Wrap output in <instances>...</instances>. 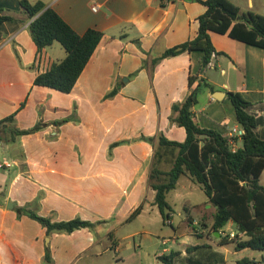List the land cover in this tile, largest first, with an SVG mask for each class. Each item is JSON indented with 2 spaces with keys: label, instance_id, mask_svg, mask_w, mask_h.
Masks as SVG:
<instances>
[{
  "label": "crops",
  "instance_id": "0c3cea01",
  "mask_svg": "<svg viewBox=\"0 0 264 264\" xmlns=\"http://www.w3.org/2000/svg\"><path fill=\"white\" fill-rule=\"evenodd\" d=\"M41 1L78 35L89 29L104 35L71 93L34 86L36 76L63 60L66 51L55 47L56 42L38 53L29 33L31 20L20 0H0L3 13L15 19L0 23V120L26 101L15 121L8 124V137L14 128L28 129L18 121H26L29 115L36 116L33 126L42 123L36 133L16 136L14 142L0 141V148L14 163L12 168L0 169V194L6 192V200H16L21 207L54 222L79 217L104 223L72 233H48L26 215L12 216L0 201V264H49L47 251L50 264H161L158 257L169 251L145 260L141 250L145 237L140 243L135 239L141 233L128 231L119 237L104 228L112 221L128 226L137 219L129 217L139 206L143 211L146 192L155 197L149 180L156 165L157 144L142 141L141 136L163 133L170 140L186 139L185 129L170 121L171 108L188 96L189 77L197 75L214 89L202 84L193 108L202 128L217 129L224 136L234 128L241 129L228 98L229 92L238 91L252 103L250 113L258 120V135L264 138V48L213 32L212 42L224 55L215 54L205 71L204 54L194 51L161 60L151 79L150 66L143 68L144 62L150 64L165 50L195 38L198 17L206 13V6L191 0ZM231 1L244 11L264 15V0ZM214 70L220 76H214ZM101 83L106 89H98ZM116 88L118 93L108 97ZM64 119L68 121L61 123ZM235 138L238 147L242 139ZM121 141L124 143L110 148ZM229 226L235 225L230 222ZM203 232L194 235L198 242L189 243L208 246L209 251L196 259L227 264L228 255L237 252L234 244L222 246L220 238ZM173 239L182 242L179 235ZM123 247L131 253L123 255ZM177 251L183 257V251Z\"/></svg>",
  "mask_w": 264,
  "mask_h": 264
},
{
  "label": "trees",
  "instance_id": "16d2710c",
  "mask_svg": "<svg viewBox=\"0 0 264 264\" xmlns=\"http://www.w3.org/2000/svg\"><path fill=\"white\" fill-rule=\"evenodd\" d=\"M207 7L206 13L198 17L199 30L195 38L165 50L159 57L145 61L143 68L150 66V78H153L155 66L166 58L182 54H191L198 51L204 54L202 71H205L217 51L212 42V33L229 35L231 39L251 46L264 48V15L253 11H244L231 0H191ZM20 5L31 20L29 32L37 46L38 53L45 48L59 43L66 51L67 56L46 71L39 73L33 81L34 86L49 88L69 94L73 91L86 66L90 62L104 33L89 29L85 34L78 33L51 7L39 0L31 2L20 0ZM0 9V23L15 20L12 16L3 13ZM2 34L0 33V37ZM135 72L132 76L137 75ZM199 77H189L188 96L172 106L170 121L186 131L183 142L170 140L163 133L156 136H141V140L157 146L155 164L169 160L172 164L167 171L154 165L149 184L155 192L154 205H157L164 220L171 217V206L167 196L170 190H175L182 176L193 179L215 207L213 214V231L220 232L232 222L236 227V236L231 240L220 236V244H234L236 251L254 250L264 251V186L261 177L264 171V138L257 132L258 120L250 113L252 103L241 92H229L228 98L235 107L236 119L244 134L242 144L234 146L226 136L217 129L202 128L195 119L193 108L198 104L200 86L210 88L211 84ZM196 83V84H195ZM118 93L114 89L108 97ZM24 101L20 108L11 115L0 120V141L14 142L16 136H25L36 133L42 128L41 122L29 129H15L8 137L7 126L13 123L19 112L25 107ZM64 119L61 123L67 122ZM59 123V122H57ZM236 139V138H235ZM238 139V138H237ZM116 142L111 149L123 144ZM142 212L139 206L129 217L136 218ZM26 215L36 220L47 229L48 233L67 232L90 228L104 223L92 222L82 218L65 221H52L35 211L18 208V216ZM242 236L243 238L239 237ZM208 246H188V254L198 252ZM181 252L171 250L158 257L163 264H176ZM45 261L51 263L50 252L47 251ZM254 258H240L237 264H259ZM182 264H206L193 258L185 259ZM216 264V263H215Z\"/></svg>",
  "mask_w": 264,
  "mask_h": 264
},
{
  "label": "rangeland",
  "instance_id": "374dc122",
  "mask_svg": "<svg viewBox=\"0 0 264 264\" xmlns=\"http://www.w3.org/2000/svg\"><path fill=\"white\" fill-rule=\"evenodd\" d=\"M241 1L243 4V0ZM258 4L259 3L256 2L257 6ZM260 5H263L262 1H260ZM262 10L264 12V9ZM55 45V47L63 49L59 43H56ZM213 74L214 76H220V72L216 70L213 71ZM98 86V89L100 90L106 89V86L102 83L101 85L98 84ZM34 117L36 118L35 115H29L26 117L28 118L26 121L20 119L18 123H20L21 126L22 122L24 124L23 126L28 127V129L32 128L35 124L34 121L36 120ZM35 122H37V120ZM15 129L16 128H14V130ZM157 143L158 142H156V144ZM5 157L10 160V155L4 150V148H0V161H4ZM156 165L164 171L169 170L172 166L169 160L163 161L162 163ZM262 184L264 185V173L262 176ZM153 196V192H146L144 198H146L147 201L144 204L143 211L139 216H137V219L132 223H129L128 226H124V224L116 225V222L112 221L108 227L104 228L108 231L114 230L119 237L125 236L128 231L141 233L135 239L136 243H140L141 237H145L141 245V250L144 251L145 260H147L149 257H154V255L157 253L162 254L166 251L170 252L171 250H181L184 253L183 257H179L176 260V264H182L185 262V258L188 256V253L185 252V249L189 246V243H195L199 240L194 235L204 231L203 234H208L206 236H215V234H212L213 214L215 208L213 204L210 203L208 197L203 192L201 187L196 184L193 179L190 180L185 176L180 178L177 188L172 191L170 190L168 193L167 200L172 209L171 217L169 219L170 221L168 219H163L158 206L154 205ZM6 197L7 194L3 191L0 194V201L4 202V207H6L8 210H11L10 213L12 216L18 213V208H25L21 207L18 202L16 203V200L14 202L10 199L6 200ZM9 202L14 203L12 209L8 208ZM225 229L228 231L237 230L235 226H229V224ZM175 235H179L182 242L175 241L173 239ZM239 237L243 238L241 235ZM204 239L205 240L203 241H207V238ZM131 241H133V239H131ZM126 243L127 241H124L123 244L125 245ZM101 248L102 246H98V249ZM131 251H133V249ZM208 251V248L202 249L193 258H199L200 256H203V253H207ZM121 252L123 255L131 253L130 251H126L124 247L122 248ZM228 256L229 260L227 261V264H237V259H242L245 257L256 258V260L260 261L259 264H264V251L246 250L243 253L240 251H233V253L229 254ZM84 262L86 261L83 260V263ZM217 264L223 263L219 262Z\"/></svg>",
  "mask_w": 264,
  "mask_h": 264
},
{
  "label": "built area",
  "instance_id": "2783aa9c",
  "mask_svg": "<svg viewBox=\"0 0 264 264\" xmlns=\"http://www.w3.org/2000/svg\"><path fill=\"white\" fill-rule=\"evenodd\" d=\"M93 10H96V7L93 8ZM244 134V130L243 129H232L231 131H229V133L227 134V138L228 140L234 145L236 146V140L235 137H241ZM14 165V163H12L11 161L5 159L4 161L0 162V169H8V168H12ZM169 220V219H168ZM170 221V220H169ZM236 231H228L226 229L221 230L219 232L220 236L223 237H228L229 239H232L236 236Z\"/></svg>",
  "mask_w": 264,
  "mask_h": 264
},
{
  "label": "water",
  "instance_id": "95a60500",
  "mask_svg": "<svg viewBox=\"0 0 264 264\" xmlns=\"http://www.w3.org/2000/svg\"><path fill=\"white\" fill-rule=\"evenodd\" d=\"M218 93H221V92H218ZM217 93H214L213 95H214V97L215 98H217V99H219V96L218 95H216ZM221 95H223V93H221ZM13 204L14 203H12V202H9V209H12L13 208ZM215 236H217V238H220V234H219V232L218 231H215Z\"/></svg>",
  "mask_w": 264,
  "mask_h": 264
}]
</instances>
